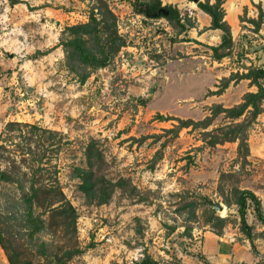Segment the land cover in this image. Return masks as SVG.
<instances>
[{"label": "rangeland", "instance_id": "obj_1", "mask_svg": "<svg viewBox=\"0 0 264 264\" xmlns=\"http://www.w3.org/2000/svg\"><path fill=\"white\" fill-rule=\"evenodd\" d=\"M95 1L0 0V144L5 147L0 150V167L7 168L9 156L25 159L22 169L30 170L45 153L42 165L52 176L43 172V183L57 179L78 213L83 253L68 264H137L146 255L160 264H201L195 244L203 231L214 230L206 221L211 210L205 198L223 204L224 214L215 208L214 214L228 218L224 228L230 235L243 234L236 224V206H226L222 194L229 196L232 185H237L257 190L264 199V101L263 112L248 131L246 164L236 162L237 142L210 148L202 141V130L191 128L171 138L163 129L177 121L155 116L199 120L213 103L240 102L251 88L246 80L231 82L221 95L209 91L232 71L264 65V17L258 31L248 20L257 18L255 5L264 11V0L243 6L246 13L242 9L239 14L244 20L233 34L230 54L219 61L206 42L194 47L193 42L179 41L185 34L177 36L164 18L136 14L130 0H105L129 45L109 66L79 83L64 65L59 41L64 26L87 20ZM192 9L179 8L195 20ZM206 41L218 43L217 38ZM226 121L221 114L208 130ZM48 129L58 134L51 135ZM59 137L61 146L52 148ZM141 137L147 138L136 140ZM93 138L104 154L102 173L108 179H126V185L116 188L103 204L87 203L78 189L85 147ZM164 141L162 159L149 168ZM28 147L32 152H26ZM229 171L233 177L220 179ZM20 193L15 184L0 183V217L10 218L27 239L20 220ZM248 220L255 221L253 215Z\"/></svg>", "mask_w": 264, "mask_h": 264}, {"label": "trees", "instance_id": "obj_2", "mask_svg": "<svg viewBox=\"0 0 264 264\" xmlns=\"http://www.w3.org/2000/svg\"><path fill=\"white\" fill-rule=\"evenodd\" d=\"M191 1V0H189ZM225 0H198L196 5L210 16V24L206 29L220 30V42L216 45H208L212 51L214 60L219 61L230 54L233 45L231 26L225 19ZM133 11L148 19L164 18L172 28L176 29L177 36L185 34L178 40L182 42L193 41L186 32L196 26L195 20L188 14H181L179 8L171 3L163 4L162 0H130ZM258 9L257 18H249L254 30L258 31L264 17L261 5H255ZM246 13V7H243ZM243 21L242 16H238ZM62 37L59 45L64 52V65L66 69L75 74L79 83H84L94 70L109 66L123 47L129 45L126 37L119 32L118 19L114 11L105 0H96L88 10L87 20L64 26L61 31ZM176 41V39H172ZM196 43H199L196 41ZM248 80L255 90L243 93L240 102L231 106L221 103H213L208 106L209 113L202 119H181L165 117L156 114L155 118L160 121L176 120L172 127L163 129L176 138L184 128L202 130V141L210 148L225 142H237L236 162L241 164L248 162L250 155L248 144V131L255 123L258 115L263 112L264 101V65L245 68L244 72L232 71L228 76L221 77L217 89L209 91L210 95H221L231 82ZM141 102L144 99H139ZM223 115L227 121L220 126L208 130L217 116ZM19 124L10 122L9 125ZM38 128L37 125H32ZM44 130V129H43ZM51 135H57V131L46 130ZM156 137L157 135H152ZM159 136V135H158ZM141 137L138 140H145ZM169 141V139H168ZM164 141L161 147L156 149L149 161V168L153 169L157 162L162 159V148L166 145ZM52 148L58 149L61 140L52 143ZM5 147L0 144V150ZM55 149V150H56ZM27 153L32 152L27 148ZM1 153V151H0ZM2 154V153H1ZM45 153L41 158H44ZM40 158L39 165L29 169H22L25 159L17 161L13 157H6L7 168L0 167V183L8 182L15 184L21 190L20 203L22 208L23 230L26 238L18 234L11 225L10 218L0 217V247L3 250L8 264H68L75 256L83 253L79 247L77 237L76 208L65 196L57 179L49 183H43V172H48L46 165ZM85 167L80 168L78 189L83 193L87 203L103 204L110 200L116 188H123L126 179H108L102 172L105 164L104 154L97 139H91L85 147ZM56 174V170L54 171ZM224 176L233 177V171L222 172L220 179ZM221 187V185H219ZM226 206L235 205L237 212V225L244 237L250 242L251 249L255 254L254 240L264 239V229L257 231L255 224L249 222V212L255 221L264 226V209L261 199L249 188H241L232 185L229 196L222 194ZM210 205V215L206 221L212 224L213 232L220 235L222 229L228 223L227 217L215 215L214 203L205 198ZM224 208L220 211L224 214ZM49 236L48 239L40 235ZM137 264H160L150 256H144ZM258 264V263H257Z\"/></svg>", "mask_w": 264, "mask_h": 264}, {"label": "crops", "instance_id": "obj_3", "mask_svg": "<svg viewBox=\"0 0 264 264\" xmlns=\"http://www.w3.org/2000/svg\"><path fill=\"white\" fill-rule=\"evenodd\" d=\"M176 1L180 3L177 4L179 8L181 5L188 6L190 9L193 8L192 13L196 17V26L190 28L187 31L188 36L193 39V41H189L193 42L192 46L199 47V45H202L205 42L207 45H209V41H206V38H217V42H220V30H204V27H207L210 24V16L199 9L195 3L192 2L193 5H189L190 2H186L185 0H163L162 2L163 4H175ZM251 1L253 3L259 2V0H225L223 4L226 12L225 19L231 26L232 38L234 32H237L239 28L238 16L242 11L243 6L247 5V3H251ZM196 41H198L199 43H196ZM218 43H213L210 45H216ZM252 87L254 86H251V88ZM251 88L249 90H255ZM251 190L254 191V193L261 199V203L264 209V199L261 194H259V192L255 189ZM249 215H252L251 212H249ZM251 223L255 224L257 231L264 229V226H262L257 221H252ZM223 230L224 233L220 235L215 234L210 229L203 231L202 239L197 241L195 244L198 247L199 255L203 260L199 261L201 264H264V239L260 240L259 238H257L254 241L257 250V254H255L251 250L250 242L243 235H241L240 233H233L232 235H230L229 232H227L226 227L223 228ZM0 264H8L6 256L1 247Z\"/></svg>", "mask_w": 264, "mask_h": 264}, {"label": "water", "instance_id": "obj_4", "mask_svg": "<svg viewBox=\"0 0 264 264\" xmlns=\"http://www.w3.org/2000/svg\"><path fill=\"white\" fill-rule=\"evenodd\" d=\"M191 1L196 4L198 0H191ZM213 207L219 211L223 210V204H214Z\"/></svg>", "mask_w": 264, "mask_h": 264}, {"label": "built area", "instance_id": "obj_5", "mask_svg": "<svg viewBox=\"0 0 264 264\" xmlns=\"http://www.w3.org/2000/svg\"><path fill=\"white\" fill-rule=\"evenodd\" d=\"M190 13H192L191 11H189Z\"/></svg>", "mask_w": 264, "mask_h": 264}]
</instances>
